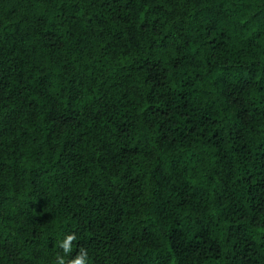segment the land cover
<instances>
[{
    "label": "trees",
    "instance_id": "1",
    "mask_svg": "<svg viewBox=\"0 0 264 264\" xmlns=\"http://www.w3.org/2000/svg\"><path fill=\"white\" fill-rule=\"evenodd\" d=\"M264 264V0H0V264Z\"/></svg>",
    "mask_w": 264,
    "mask_h": 264
},
{
    "label": "clouds",
    "instance_id": "2",
    "mask_svg": "<svg viewBox=\"0 0 264 264\" xmlns=\"http://www.w3.org/2000/svg\"><path fill=\"white\" fill-rule=\"evenodd\" d=\"M77 237L74 233L64 235L62 239L57 241V252L54 256V264H90V258L87 250L80 249L75 256L68 259L72 255L73 245L72 242Z\"/></svg>",
    "mask_w": 264,
    "mask_h": 264
}]
</instances>
